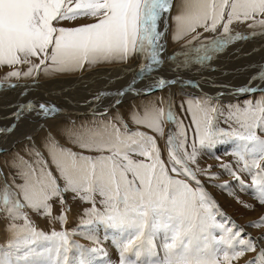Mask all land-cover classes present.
Segmentation results:
<instances>
[{"label": "snow or ice", "instance_id": "1", "mask_svg": "<svg viewBox=\"0 0 264 264\" xmlns=\"http://www.w3.org/2000/svg\"><path fill=\"white\" fill-rule=\"evenodd\" d=\"M171 4L172 0H0V66L26 64L30 67L24 75L31 76L40 70L65 73L81 70L85 64L127 63L139 56L140 71H151L161 63L158 21L170 12ZM80 18L93 22L74 28L58 26ZM175 19L179 36L198 27L212 32L222 29V37L195 49L199 62L209 61L231 43L246 39L231 34L234 21L251 20L249 27L264 29V0H184ZM257 79L264 82V67L252 77ZM166 83L159 79L156 86ZM245 91L253 89H238ZM181 108L190 117L189 125L171 107L146 106L143 114L132 113L130 118L148 132L130 129L120 116L93 127L82 126L71 133L73 143L90 155L50 140L47 148L56 174L42 157L39 169L21 158L28 169L21 173L23 183L0 185V212L10 222L9 238L0 245V264H111L102 248H84L72 243L67 232L45 234L32 226L25 209L51 216L50 201L59 198L63 205L67 192L91 202L88 215L114 231L119 264H232L245 253H256L247 264H264V247L259 244L264 237L254 240L229 221L197 172L210 180L217 177L208 174L210 169L191 167L197 164L201 149L210 150L224 137L234 138L239 142L233 154L242 165L240 171L250 176L253 198L264 206V97L247 101L243 108L229 105L227 116L208 97L193 98L187 108ZM56 111L54 106L29 101L13 115L19 120L25 113L48 116ZM221 117L231 131L217 126ZM165 124L176 126L175 132L167 134L166 159L157 141V136L165 137ZM222 167L242 191L249 190L236 171ZM97 196L104 211L96 207ZM65 218L62 211L61 222ZM18 220L23 224L18 226ZM253 226H264V218ZM87 238L99 243L92 236Z\"/></svg>", "mask_w": 264, "mask_h": 264}, {"label": "rangeland", "instance_id": "2", "mask_svg": "<svg viewBox=\"0 0 264 264\" xmlns=\"http://www.w3.org/2000/svg\"><path fill=\"white\" fill-rule=\"evenodd\" d=\"M175 1L176 0H172V4H171L172 11H173V7H174ZM167 14L168 13L162 14L163 16H162L161 20L167 21L169 23V21H171V17L169 15V19H168V15ZM87 22L92 23L93 21L89 20ZM236 22L239 23L240 26L238 24H237V26H235L234 23H236ZM244 24H245V26L242 29V27H243V26H241L242 24L239 21H234L230 25L231 34H233V35H235L237 33L240 34L242 30L245 31V32L250 30V28H252V27H249V25L253 24V21H251V20L249 22L246 21V23H244ZM78 26H80V25L76 24V25L71 26V28L78 27ZM166 28L167 27L165 26V23H164L163 33H162L163 38L161 36L160 40H161V44L163 43V45H166V46H164L162 48V50H163V53L167 56L168 53H169V49L167 48V42H165L166 39H165V37L163 35L167 31ZM245 28H247V30ZM254 28L258 29L259 33H261V31H264V29L259 27V25H256ZM169 30L171 31V34H172V31H173L174 39L177 41V43H174V45L172 44V42H170L171 51H172V61L175 59V56H177L178 60H179V62L177 64L176 72L177 73H181L186 68V71L191 70V73L188 74V79H192V77L194 78V80L195 79H202L204 73L197 74V71H198V68H196V67H198L197 63H200V62L197 60L198 53L195 51V49L200 48L202 45H207L211 41L222 37L224 35V33L222 32V29L218 27L215 32H212V31H205L203 28L198 27L195 32H190L189 36H187L185 38H182V42H180L181 38L178 39V38L175 37L176 36V28H174V30H172V26H171V29H170V24H169ZM246 34L247 35L245 37L249 38V32H246ZM200 36L203 37V39L200 42H195L194 39L199 38ZM259 37L261 38L262 41H264V35L259 34ZM169 39H170V37H169ZM170 41H171V39H170ZM239 48H240V46H237V45H234L233 43H231L225 49L221 50L218 54H215L212 57L211 60L203 61L202 63H204L206 65H209V66H214V63H216L217 65H220L221 63H223L224 61H227V60L233 61L232 60L233 59L232 58L233 52L239 50ZM250 50H251V52L257 50L256 53H254V54H260V51H261V49L258 50L256 48L254 50L253 49H250ZM219 55H226V58L219 57ZM262 55H263V53H262ZM133 62H135V59L133 61H131V62H128V64L122 63L121 65L129 67L131 64H133V68L135 69V67H134L135 63H133ZM263 64H264V58L262 59V61L260 62L259 65L254 67V70L257 72L259 70V68L264 67ZM24 66H26V64L15 65V66H12V67L23 68ZM95 66L96 67L89 66V65L85 64V66L83 68L86 70V72L84 71V73H80V75H77V76L75 75V77H68L67 76L68 78H63L62 76H53V77H50L49 79L47 78L46 80H42V81H37L39 79H38V75L36 76V74L34 76L32 75L29 79H27V77L24 76V75H20L19 77H16L19 80L10 79V77L14 78V76H9V77L6 76L5 78H3V74L7 70H5V71H1L0 70V129H2V127H3L1 125L3 123L4 115L6 116L7 114H9V115H7V118H9V117L12 116V115H10L11 112L14 113L16 111V104L21 98L19 95L24 94V91L21 92L22 87L27 86V85H28L27 87H29L33 83L34 84H36V83L39 84L40 83V85H36L34 88L33 87H29L28 89L35 90L38 87L39 88L42 87L43 88V92L45 94L44 98H42L43 103L46 102L45 104H47V105H49L48 103H52V105L54 106L53 101L55 100L54 99L55 96H54L52 91L57 90L59 92V89L61 91L62 90L63 91L67 90V89H64L66 87L64 82H63L64 79L67 80V79L70 78V79H78V81H80V82L84 81L85 84L82 87L85 88V87L88 86L89 83L93 84L95 82L94 80L98 79L99 76L105 77L103 79L112 78L111 76L108 77V75H105V74L101 75L96 70H89V69L97 68V65H95ZM104 66H106V65H104ZM0 67H2V66H0ZM101 67H103V66H101ZM107 67H110V69H113L112 67H116V66H112V67L111 66H106L105 68H107ZM102 69H104V67ZM229 69H232V67L229 68ZM179 70H182V71H179ZM237 70L238 69H235L234 71H237ZM242 70H245V68L243 67V69H241L239 71H242ZM254 70L251 71V72H255ZM156 71L157 70L153 69L152 71H150V74L154 73L153 75H155V73L158 74L160 72H161L160 74H162V73L163 74L164 73L165 74H169V71L165 72V70L164 71L163 70L162 71H157V72ZM210 71L213 72L212 70H210ZM239 71L237 72V74L240 73ZM248 72H250V71H248ZM131 75H128V76H131ZM191 75H192V77H191ZM120 78L123 79L122 76L118 77V79H120ZM154 78L155 77H153V76L149 77L148 81H146V76L144 75L143 78L134 77L131 81H133L135 79H139L140 83L139 82H134L135 85L134 84L133 85L135 87L138 84V86L140 88L142 87V89H144V85H146L148 83L146 85V89L150 90V89H152L151 87L154 88L156 86L155 84H154V86L152 85L154 83L152 81V79H154ZM156 78H158V76ZM25 80H27V81H25ZM29 80H33V81H29ZM113 80H115V79H113ZM58 81H59V83H58ZM119 82L125 84V82H127V79L125 81H119ZM43 83L44 84L46 83L48 86H46V84H45V86H43ZM150 84H151V87L149 86ZM259 84L262 85L261 82H259L258 85ZM9 85H11V86L9 87ZM67 85L72 86V85H75V83H69ZM166 85L173 87V84L172 85L171 84H166ZM195 85H196V82L192 86H195ZM114 86H115V84L113 83V87ZM77 87L79 88L80 86L77 85ZM198 87L201 90L203 89V85H199ZM263 87H264V84H263ZM50 88H52V89H50ZM158 88L159 87H157L155 90H157ZM71 89H73V87ZM114 89H116V88H114ZM68 92H70L69 89L67 90L66 95L68 94ZM120 92H121V90H119V91L117 90V95ZM168 92H169V88H165L164 90L162 89L160 92L155 91L151 96H154L156 94L155 97L158 99V101H156V107H164V108H165V106H167V108L171 107L172 111L174 112V114L177 117H178V115H177L178 114V109L176 107V104L178 103V101L182 100V98H187V97L188 98L190 97L191 99L200 97V96L197 97V96H195L193 94H190L189 96L182 95V94H177L175 96V98L173 100H171L172 98L169 99V97L167 95ZM14 95L15 96L17 95V96L15 97ZM30 96H27V97H30ZM67 96H70V95L68 94ZM151 96H147V97H151ZM10 97H12L11 101H12L13 98H15V99L18 98L17 100H15L13 102L15 104H11V102H9L10 100H8V99ZM41 97H35V98L33 97V98H29V99H32L33 101H35L36 99L41 98ZM93 97H94V95H93ZM116 97H119V96H116ZM228 97H229V95L226 94V96L224 97L225 98L224 102L218 101L216 99L215 100L211 99L212 101H214L213 104L216 105V106H217V104H215V103H218V102L222 103L220 107L223 110L225 116H227V114H228L229 105H235V106H239L240 107V104H242L243 100H248V101L251 100V101L255 102V101H258V100H260L262 98V96H259V97H257V96L256 97L248 96V97H245V98H242V99H239V100H235L234 102H231L233 100H228ZM85 98L82 99L81 101H78L77 104L81 105V104H83L84 101H87L88 99H91L90 95L86 96ZM131 98L134 99V101H136L137 103H140V104H142L144 101H146L147 103H145L144 106H146V104L148 106V104H149L148 100L146 99V96L142 97V98H140L139 96H136L135 98H133V97H131ZM132 99H128V100L124 99L121 102V104L129 102ZM73 100L74 99L72 97H69L68 98V103H72ZM100 100H101V97H100ZM1 101H2V103H1ZM6 101H8V102H6ZM4 102H6V103H4ZM63 102L66 103L65 101H62V103ZM99 102H100L99 100L95 101L96 105ZM99 104H101V102ZM99 104H98V106H99ZM13 105H14V107H13ZM151 106H152V104H151ZM117 108H120L119 110L122 109L121 105L120 106L118 105V107L114 106V107L110 108V110L108 112L110 113L112 110H114V112H115L117 110ZM102 109H105V108H102ZM138 111L142 112L141 109H138ZM105 114H102L100 116L97 114V117H100V118H98V120L95 122L96 125L108 122L109 120H112V118L114 117L113 115H111L109 117V116H107ZM91 116H93V115L90 114L88 117H91ZM130 117L127 118L128 121H126V118H124L126 123L128 122L127 124H128L130 129L148 132V130L146 128H143V127L137 128V126L135 124H133L132 120L129 119ZM7 118L4 121H6ZM76 118H83V117H76ZM27 120H28V122L30 121L29 117L25 118L23 120V123L21 122V124L22 125L23 124L24 125L28 124ZM8 121H9V119H8ZM16 122H17V120L13 119V121L11 123L14 124ZM30 122L31 123H29V124H32L33 120H31ZM95 123H93V124H95ZM183 123L185 125H189L190 124V118L185 119L183 121ZM226 124L227 123L224 122V118L223 117H221L220 120L217 122V126L219 128L224 129L225 131H231L232 129L229 128L228 124L227 125ZM165 125H166V127H165ZM165 125H164L165 137L164 138H160L159 136H157V141H158V145H159V147H160V149H161V151H162V153L164 155V158L166 159V157H167V145H166L167 134L169 133V131L175 132L176 131V126L174 124H165ZM87 126L90 127V126H92V124H87ZM167 126H169L168 129H166ZM233 127L237 128V130H239L237 125H233ZM48 128H49V125H48ZM19 129L20 130L16 133V135L13 136V134H12V137H9V141L8 142L11 141V143H12L13 141H16L18 139L17 134L21 135L19 137L20 139H24V138L28 137V136L25 135L24 130H22L21 128H19ZM48 130H50V131H48ZM48 130H47L48 132L46 131V134H47V136H49L50 139L55 141L60 147L68 148V147H66L67 144H66L65 141H64V143L62 141H60L61 139L58 141L59 137H58V134L56 132H54L50 128ZM15 132H16V129H15ZM53 132L55 134H53ZM5 133H7V132H4V134ZM21 133H23V134H21ZM26 134H28V133L26 132ZM258 134H261V133H258ZM261 135H262V137H264V134H261ZM222 139L224 140V142L217 143L210 150L209 149H201L199 151V155H201L204 158H202L201 156L199 157V155H198L197 164L196 165H192L191 167L196 168L198 166V168L200 170H209L210 169L208 174L217 177L216 179H211L210 180L204 174H201V172H197V176H198L201 184L203 185L204 189L206 190V192L213 198V200L218 205V207L221 210V212L224 214L225 217L228 218L229 221H231L235 225L237 224L236 227L239 228V229H243V233L246 234L247 236L251 237L254 240H258V238L264 237V226L256 227V226H253V225L259 223L261 221V219L264 218V206H261L258 203V201L253 198L252 191H251V179H250V176L248 174L240 171V167L242 165L237 164V158H236V162L234 164H231V162L233 160H231L230 158L236 157L233 153H234V151H236V144L239 143V142L236 141L234 138H230V137H224ZM75 147L76 146H73V148H75ZM197 147H199L198 144H197ZM73 148H68V149H71L73 151ZM221 148H224V149H221ZM29 149H30V147L25 145L22 148L17 149L16 151L13 150V149L10 150V151L6 150L5 153L1 155L2 157L0 156L1 157V161H2V167H0V170L3 169L2 173L0 171V173H1V175H0V183H1V185H3L4 182H5V181L1 182V180L4 178V175H5V180H7L6 182L8 184L11 185V184H13V182H15L10 170L13 171L16 174H17V172H21L22 173V172L28 170L26 165L21 163V158H22L23 161H27V163H29V164L32 163L31 165L34 164L33 166L34 167L36 166L35 168H38L37 166L40 167V165L38 164V161L41 159L42 156L41 155L37 156V152L38 153H40V152L36 148V150L33 153V151L31 150L32 148H31L30 150L33 153V154L31 153L32 154L31 155L30 153L26 152ZM76 150H74V152H76ZM82 154L90 155L91 153L85 151ZM230 155H232V156H230ZM12 157H14V159ZM229 159L231 160V162L229 161ZM35 160H36V162H35ZM43 161L47 162V164L50 163L48 161H45L44 158H43ZM261 164H262V166H264V161H261ZM51 165H52V163L48 164L50 169H52ZM224 165L230 166L232 168V170L236 171L241 176V178L245 181V183L247 185H249V190L248 191H242L241 190L240 184L233 178V176L228 174V172L224 169V167H222ZM15 170H16V172H15ZM253 171L255 172L257 170L254 169ZM52 172L54 173V171H52ZM20 178H21V180H23L22 177H20ZM60 184H61V186H63V181H60ZM224 185H227L228 187L227 188L222 187ZM95 199L97 201V203H96L97 209L99 211H104L103 205L99 203V199L100 198L97 196V197H95ZM64 200H65V203L63 205L60 203V199L59 198H53L50 201V203L52 201L53 202L56 201V202H54V204L51 203L52 204V214H53L51 216H47V215H44V214H38V213L32 212V211L28 212L27 215H28V218H29L30 222L31 223L32 222H36L33 225V227L37 226L35 228L38 231L46 232L45 234H47V233L50 234L53 231V229H55V231H58V232H60V231L67 232L69 234V239H70V241L72 243L77 244V245H81L84 248H93V247L102 248V249H104L107 252L106 259L111 261V264H119V258L117 256V253L115 252V248L116 247L113 244V239H114L115 233L111 229L105 228L104 226H100L101 224L96 221L95 217H92V216L88 215V213L90 212V210L92 208L91 202L82 201L78 197L74 198V194L71 193V192L64 193ZM62 211L65 213V217H66L65 219H63V222H61V219H60ZM40 215H41V217H40ZM37 216L40 217L41 219L38 220ZM244 217H246V218H244ZM249 217H252V219H250ZM218 219H219V217H218ZM7 220L8 219H7L6 213L1 212L0 213V245H3L7 241L6 239H4L5 237H9V232H8L9 223H8ZM54 221H56V222H54ZM88 221H92V222L88 223ZM15 223L19 226V225L23 224V221L22 220H18ZM39 223L42 224V225H40ZM46 228L49 229V230L47 231ZM247 228H249V231H248ZM89 236H92L95 239H97L99 241V243L98 244L93 243L92 240L87 238ZM74 251L75 250L72 251L71 257L73 256ZM254 256H252V258L250 260H252ZM241 258H243V257H241ZM232 264H235L234 260L232 261Z\"/></svg>", "mask_w": 264, "mask_h": 264}, {"label": "bare ground", "instance_id": "3", "mask_svg": "<svg viewBox=\"0 0 264 264\" xmlns=\"http://www.w3.org/2000/svg\"><path fill=\"white\" fill-rule=\"evenodd\" d=\"M183 2H184V0H176L175 3H174L173 11L171 9L170 12H168V14H167L168 15V19H169V15L171 17L172 30H174V28H176V36L175 37L178 38V39L181 38L180 39V42H182V38H185V37H187V36L190 35V33H188L186 35L179 36L178 35V32H177V22H176V19L175 18H176L177 15L180 14V12H181V6H182ZM89 20H92V19H90V18H80V19H77V20H74V21H62L58 26H62V27H66V28H71V26L76 25V24H79V25L88 24V23H90V22H87ZM249 21H247V22H249ZM162 22H163V24L165 23V26L166 27L168 26V28H169V24L170 23H168L167 21H163V20H162ZM240 23L242 24L241 26H243L242 27V29H243L244 26H245L244 23H246V22H240ZM237 24L240 26L239 23H237V22L234 23L235 26H237ZM259 27H261V26H259ZM245 29L247 30V28H245ZM246 32H249V38L246 37V39H244V40H239V41L233 42L234 45L240 46L239 50L233 52V55H232V58H233L232 60L233 61L227 60V61H224L223 63H221L220 65H217L216 63H214V66H209V65H206V64H204L202 62L197 63V65H198V67H196V68H198L197 74L204 73L202 79H195L194 80V78L192 77V75H191L192 79H188V74L191 73V70L186 71V68H185V70H183V72L177 73L178 76L180 77V80L176 79L178 81H176L174 83H170L171 85L173 84V87L168 86V85H165L164 87H159L157 90H154V91L153 90L142 89V87L140 88L138 86V84L134 87V85H135L134 82H139L140 80L139 79L133 80L132 83L134 85L131 83V80L134 77L132 78L131 76H128V75H131L132 72H135V69L133 68V64H131L128 67V66L121 65L122 63H119V62L99 63V64H97V68H93V67H96L95 65H89V66H93L92 67L93 69H89L88 68L89 70H96L99 74H101V75L102 74H105V75H108V77L111 76L112 78L103 79L105 77L99 76L98 79L94 80L95 82L93 84L92 83L91 84L89 83L88 86L85 87V88L82 87L85 84L84 81L83 82H80V81H78V79H70V78L67 79V80L66 79H64V80L62 79L63 82H64V84H65V86H66L64 89H67V90L69 89L70 92H68V94L70 96H67L68 94L66 95L67 90H65V91L62 90L61 91L58 88L59 89V92L57 90L52 91L53 94H54V96L56 97V98L54 97L55 100L53 101V103H54V106H57L56 107L57 109H59L61 107L67 108L68 109L67 116H65L63 114V112H61V111H59L57 113V115L56 114H51V115H48V116H42V114H39L38 112H33V113H25V115L22 118H20L19 120L15 119V117H14L13 114L18 111V106H23L24 104H26L29 101L32 102L33 100L32 99H29V98H33V97L35 98V97H41L42 96L40 98V100H37L36 99L35 102L36 103L43 102L42 101V98H44V95H45L44 92H43V88L42 87L41 88L38 87L35 90L28 89L29 87H33L34 88L35 85L38 84V83H36V84L33 83L29 87H27L28 85L27 86H24L21 89V92L24 91V94L19 95L21 98H20V100L16 104V111L14 113L11 112L10 115H12V116L9 117V118H7V115H9V114H7L6 116L4 115L3 123L1 125V126H3L2 129L8 128L12 124L11 122L13 121V119L17 120L16 123L12 124L13 125L12 131L16 129V132L13 133V136L16 135V133L20 130L19 128H21L22 130H24L26 136H30V135L36 136V138L38 140L37 149L40 152L39 154L44 158L45 161H48V162L52 163L51 162V156L49 155L48 148H47V145H48L49 141L52 140L46 134V131L49 128L58 134V137H59V138L57 137L58 138V141L61 139L60 141H62L63 143H64V141L66 142V144H67L66 147L73 148V146H76V145L73 143V136L71 135V133L73 131H75V130L80 129L82 126H87V124H92V126H90V127L96 126V123L95 122L98 120V118H100V117H97V114L100 116V115L106 113L105 115H107L109 117L111 115H113L114 117L115 116H120V117L123 118V121L124 122L128 121L127 118L130 117L132 113H139L140 111H138V109H141L142 112H140V113L143 114L144 108L147 106V104H146V106H144V104L147 103L146 101H144L142 104H140V103H137L136 101H134V99L131 98V97H133L131 94H126V95H119L118 94L117 95V90L118 91L121 90L126 83L129 84V81L131 83V87H130V85H129V87L131 89L134 87L133 88L134 89L133 90V93L134 94H136L140 98L146 96V99L149 102V104H148L147 107H150L151 104H152V106H156V101H158V99L155 97L156 94L154 96H151L155 91L160 92L162 89L164 90L165 88H169V92H168L167 95H168L169 99L172 98L171 100H173L177 94H182V95H187V96H189L190 94H193V92H195V89H198L199 88L198 87L199 85H203V89L202 90H210V88H211L212 85H217L219 83H222V84L225 85L226 88H229L230 94H228L229 95L228 100H234V99L239 100V99H242V98H245V97H248V96H251V97H256V96L259 97V96H262V97H264V88L262 87L263 85H260V84L258 85V83L261 82V81L260 80H252V77L255 76L257 74V72H258V71L256 72L254 70V67H256L257 65H259L260 62L262 61V59L264 58V41H262L261 38L259 37V34L260 33L258 32V29H255V28L252 27V28H250V30H248ZM246 32L242 30L240 34L246 36L247 35ZM169 37L171 39L170 42H172L173 45H174V43H177V41L174 39L173 31H172V34L170 32ZM162 38H163V36H162ZM202 39H203V37L200 36L199 38L194 39V41L195 42H200ZM164 46H166V45H163V43H162L161 44V49ZM255 48L258 49V50L261 49L260 54H254V53H256L257 50L251 52L250 49H253L254 50ZM262 53H263V55H262ZM134 57H132L128 62L133 61L135 59ZM219 57L226 58V55H219ZM34 63H38V61H34ZM133 63H135V62H133ZM86 65H88V64H86ZM104 65L111 66V67L112 66H116V67H112L113 69H110V67L105 68L106 66H104ZM101 66H103L104 69H102L103 67H101ZM29 67H30L29 65H26L23 68H18V67L15 68V67H9V66H2V67H0V70L1 71L7 70L3 74V78H5L6 76L9 77L10 76L9 73H11L13 71H18V72L21 73V75H24V73H26L28 71ZM231 67H232V69H229ZM243 67L245 68V70L239 71V70L243 69ZM42 68H43V66H42ZM235 69H238V70L237 71H234ZM210 70H212L213 72H211ZM253 70L255 72H251ZM84 71L86 72V70L83 68L81 70H75V71L65 72V73H48V74H46L43 70H40V71H38V73L37 72H34L32 75L33 76L35 74H36V76L38 75V79L39 80H37V81H42V80H46L47 78L49 79L50 77H53V76H62L63 78L75 77V75L76 76L77 75H80V73H84ZM157 71H162V70H157ZM179 71H182V70H179ZM238 71L240 72L239 74H237ZM248 71H250V72H248ZM158 74H160V73H158ZM31 76H26V77H27V79H29ZM121 76L123 77V79H121V78H120L121 80L118 79V77H121ZM153 77H155L154 79H152V81L154 82L152 85L154 86V84L157 83L159 77L156 78L157 77V74L156 73H155V75H153ZM10 79L19 80L16 77H14V78H11L10 77ZM113 79H115V80H113ZM126 79H127V82H125V84L119 82V81H125ZM25 81H27V80H25ZM29 81H33V80H29ZM195 82H196V85L195 86H192L193 84H195ZM58 83H59V81H58ZM66 83L67 84H69V83H75V85L69 86ZM113 83L115 84L114 87H113ZM262 83H264V82H262ZM45 84L43 83V86H45ZM38 85H40V83ZM77 85L80 86V87L78 88ZM10 86L11 85H9V87ZM46 86H48V85L46 84ZM149 86L151 87V84ZM252 86H257L258 92H254V90H253L252 92L245 91L243 93H240V92H238V90L237 91H234L233 90V89H241V88H247V87L252 88ZM72 87H73V89H71ZM114 88H116V89H114ZM151 88H153V87H151ZM50 89H52V88H50ZM139 89H142L143 91H141ZM25 91L27 93H29V92L30 93L28 95H26L25 94ZM101 94H103V95H101ZM89 95H90L91 99H88L87 101H84L83 104H81V105L77 104L78 101H81L82 99H84L86 96H89ZM93 95H94V97H93ZM27 96H30V97H27ZM97 96L101 97V100L100 99H96ZM116 96H119V97H116ZM147 96H151V97H147ZM223 96L225 97L226 95H223ZM69 97H72L74 99L72 103H68V98ZM11 98L12 97H10L8 99V100H10L9 102H11V104H15L13 102L15 100H17L18 98L17 99L13 98L12 101H11ZM133 98H135V97H133ZM200 98H202V97H200ZM124 99L125 100L132 99V100L129 101V102H126L124 104H121V102ZM97 100H99L101 102V104H99L100 102L98 103L99 106H98V104L96 105L97 102L95 103V101H97ZM191 100H193V99H191L190 97L189 98L188 97L187 98H182V100L178 101V103L176 104V107L178 109V114L177 115H178V118L179 119H182L184 121L185 119L190 118L187 115L186 112L182 111L181 106H183L184 108H187L188 103ZM62 101H65L66 103H64V102L62 103ZM247 101L248 100H243L242 101V104H240V107L243 108L245 106V104H246ZM6 102H8V101H6ZM6 102H4V103H6ZM212 102H214V101H212ZM1 103H2V101H1ZM49 104H51L49 106H53L52 103H49ZM118 105L119 106L121 105V108L123 110L122 109L119 110L120 108H117V110L115 112H114V110H112L110 113L108 112L110 110V108H112L114 106H117L118 107ZM102 108H105V109H102ZM80 111H85V112L88 111L89 114L79 113ZM90 114H92L93 116L88 117ZM40 116H42V117L40 118ZM27 117H29L30 121L33 120L32 124H29L31 122L30 121L28 122V120H27L28 124L25 123L26 125H24V124L22 125L21 122L23 123V120L25 118H27ZM76 117H83V118H76ZM6 118H7V120L4 121ZM124 118H126V121H125ZM8 119H9V121H8ZM129 119H131V118H129ZM93 123H95V124H93ZM48 125H49V128H48ZM165 127H166V125H165ZM168 127L169 126H167L166 129H168ZM48 131H50V130H48ZM26 132L28 134H26ZM54 132H53V134H55ZM21 134H23V133H21ZM188 135H189V138L191 140L193 138L192 132L189 131ZM17 136H18V139L16 141H13L12 143H18L19 141L20 142L23 141V139H20L19 138L21 135H18L17 134ZM23 146H25V144L24 145L23 144H17L13 148V150L16 151L17 149H20ZM30 149L27 150L26 152H28V153L31 154L32 151H33V153H34L35 150L31 149L32 150L31 151ZM221 149H224V148H221ZM74 150H76V152H81V153H84L85 152L84 150L80 149L77 146L75 148H73V151ZM190 150L191 149H189V151ZM200 156L201 155H199V157ZM230 156H232V155H230ZM12 158L14 159V157H12ZM202 158H204V157H202ZM230 159L233 160V161L231 162ZM230 159H229V161L231 162V164H234L236 162V157H232ZM25 162H27V161H25ZM35 162H36V160H35ZM50 163H48V164H50ZM27 164H29V163H27ZM31 164L32 163H30V165ZM51 166H52V169L51 170L54 171V173L56 174L55 167L53 165H51ZM37 167L39 168V166H37ZM16 170H15V172H16ZM10 172H11V174H12L14 180H15V184L16 185H19V184H22L23 183V180H21V178H20L21 177L20 176L21 175V172H17V174L14 173L11 170H10ZM4 181L5 182L7 181V180H5V175H4V178L1 180V182H4ZM54 202H56V201H54ZM54 202L52 201L51 203L54 204ZM29 212H30V210H29ZM40 217H41V215H40ZM40 217L37 216L38 220L41 219ZM246 217H244V218H246ZM249 218L252 219V217H249ZM7 221H8V223H10L9 220H7ZM54 222H56V221H54ZM35 223L36 222H32L31 223L32 226ZM40 225H42V224H40ZM35 227H37V226H35ZM247 229L249 231V228H247ZM48 230L49 229H47V231ZM53 230H55V229H53ZM44 233H46V232H44ZM47 234H49V233H47ZM8 238L9 237H5L4 239L8 240ZM259 244H260V247H264V240H259ZM254 255H256V253H254V254L253 253H245V255L243 256V258H239L237 260H234L235 261V264H247V262Z\"/></svg>", "mask_w": 264, "mask_h": 264}, {"label": "crops", "instance_id": "4", "mask_svg": "<svg viewBox=\"0 0 264 264\" xmlns=\"http://www.w3.org/2000/svg\"><path fill=\"white\" fill-rule=\"evenodd\" d=\"M154 70H158V69H154ZM157 72V71H156Z\"/></svg>", "mask_w": 264, "mask_h": 264}]
</instances>
